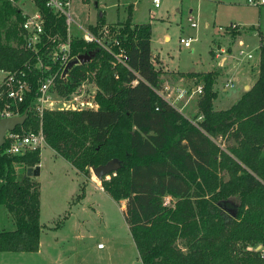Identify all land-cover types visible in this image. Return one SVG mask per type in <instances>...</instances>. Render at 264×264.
Instances as JSON below:
<instances>
[{
  "label": "trees",
  "instance_id": "16d2710c",
  "mask_svg": "<svg viewBox=\"0 0 264 264\" xmlns=\"http://www.w3.org/2000/svg\"><path fill=\"white\" fill-rule=\"evenodd\" d=\"M44 1L34 0L46 34L66 39L65 20L46 9ZM97 21L103 24V14ZM21 22L15 6L0 3V71L18 69L31 56L20 49ZM131 22L130 13L116 36L125 51L124 65L113 66V57L96 44L73 40L74 55L94 57L58 78L57 92L71 91L85 71L93 72L98 108L45 112L47 146L85 177L90 168L111 160L122 164L103 177L101 187L116 203L126 202L123 216L141 264H264L251 249L264 244V44L255 84L229 109L213 107L218 73L189 74L202 83L197 118L190 120L159 93L151 25ZM38 75L34 71L29 77L22 107L27 119L16 130L38 128L32 110ZM3 148L0 252H37L40 191L26 169L39 166L40 152L7 156ZM167 196L172 206L163 205Z\"/></svg>",
  "mask_w": 264,
  "mask_h": 264
},
{
  "label": "rangeland",
  "instance_id": "374dc122",
  "mask_svg": "<svg viewBox=\"0 0 264 264\" xmlns=\"http://www.w3.org/2000/svg\"><path fill=\"white\" fill-rule=\"evenodd\" d=\"M24 9L30 11V7ZM100 13L103 24L114 29H118L130 13L131 25H151L153 64L161 75L173 73L163 72L165 66L160 58L167 60L171 69L179 71L197 68L198 71L219 72L214 86L216 99L219 98L213 102L216 111L229 109L250 90L242 86L251 84L248 76L256 68L251 60L257 62L259 57V42L264 38V5L250 6L247 0H160V7L154 9L152 0H89L84 4L73 0L72 16L82 25L101 24L97 21ZM192 23L196 28L191 27ZM238 27L248 33L231 46L232 35L240 31ZM69 30L73 35L78 32L74 23ZM165 36L169 40L165 41ZM218 37L221 40H217ZM181 38H192L190 48L179 44ZM213 39L220 41L224 51H218L220 45L212 48ZM241 51L253 58L247 60L239 56ZM228 55L231 58L224 60ZM242 61L245 62L240 66ZM220 63L226 65L223 67ZM2 77L0 71V82ZM228 81L234 84L233 88L226 87ZM198 84L202 86L200 81ZM92 90L93 86L88 89ZM172 91L164 90L163 94L170 101L176 94ZM192 106L184 114L196 120L197 112H192ZM39 169V175L32 177L40 191L39 249L32 253L0 252V264H141L123 216L126 202L116 203L104 193L101 181L91 168V175L85 177L46 145L40 151ZM16 170L22 172L23 169L16 167ZM3 211L0 212V229L5 220Z\"/></svg>",
  "mask_w": 264,
  "mask_h": 264
},
{
  "label": "built area",
  "instance_id": "2783aa9c",
  "mask_svg": "<svg viewBox=\"0 0 264 264\" xmlns=\"http://www.w3.org/2000/svg\"><path fill=\"white\" fill-rule=\"evenodd\" d=\"M79 1L82 4L87 3L86 0ZM1 2L17 6L16 8L22 18L20 30L23 39L20 49L28 51L31 56L22 63L20 68L1 71L3 77L0 82V121L22 115V107L30 90L29 77L34 71L39 74L36 81V95L32 101V110L38 120V128L36 130L21 128L20 130L7 131L4 136L5 142L2 153L7 156H17L36 151L40 152L47 145L42 128V117L45 112H79L98 108L95 100L97 87L91 80V77L94 76L93 72L85 71L80 83L71 91L63 94L57 92L58 86L62 85V83L57 82V79L66 76L68 72H65L67 65L78 57L72 53L73 40L78 38L85 43L96 44L113 57V61H111L113 66L117 64L124 65L125 51L116 38L120 27L114 29L112 26L101 25L96 22L89 23L87 26L82 25L80 22L75 21L72 16L73 0H45V8L54 16L65 20L66 39L63 40L58 36L50 37L46 34L43 15L34 0H25L24 2L0 0ZM247 2L254 7L264 5V0H247ZM152 5L154 9H158L160 0H152ZM25 7H30V11H26ZM72 23L75 24L78 30L76 35L71 34L69 30ZM191 27L196 28V24L192 23ZM43 36H47L46 42L43 41ZM104 37H108L110 40H105ZM191 42L192 38H181L179 40V44L184 48H190ZM261 43L264 44V38H262ZM114 47L118 49L117 52L113 51ZM239 56L247 60L253 58L251 54H245L242 51L239 52ZM91 86L94 90L88 91ZM226 87L233 88L234 84L228 81ZM159 93L172 107L182 111L179 104L184 99H187L186 103H188L195 95L198 97L202 93V86H196L192 89L181 88L171 101L162 92ZM261 183L264 186V181H261ZM173 202L169 196L163 199L164 206H172ZM251 249L258 254L260 259L264 260V244H257Z\"/></svg>",
  "mask_w": 264,
  "mask_h": 264
},
{
  "label": "crops",
  "instance_id": "0c3cea01",
  "mask_svg": "<svg viewBox=\"0 0 264 264\" xmlns=\"http://www.w3.org/2000/svg\"><path fill=\"white\" fill-rule=\"evenodd\" d=\"M263 6V5H262ZM135 24V23H134ZM239 28V27H238ZM240 29V28H239ZM245 33H248V31H241V29H240V31H237V32H234V34L232 35V37H231V40H232V44H231V46L233 45V44H235L237 41H239V40H241V38H242V36H243V34H245ZM166 38H168L167 36H165V38H164V40L166 41ZM217 40H221V37H218V38H216ZM168 40H169V38H168ZM215 39H213L212 40V42H213V45H212V48H217L218 47V45H220L221 46V44H219V42L220 41H218V42H215L214 41ZM240 42V41H239ZM151 44H152V39H151ZM259 44H260V46H261V41L259 42ZM260 46H259V49H260ZM224 48H222V46H221V48L218 50V51H224L223 50ZM232 51V50H231ZM151 52H152V49H151ZM230 52V51H229ZM153 54V53H152ZM161 55V54H160ZM162 56V55H161ZM152 57H153V55H152ZM228 58H231V56L230 55H228L227 57H225V58H223L224 60L225 59H228ZM160 61L161 62H163V65L165 66V69L163 70V72H167L168 70L171 72V73H173V74H171V75H168V74H163V75H160V80L162 81L163 80V83H162V93L164 94L165 92H164V90H168V89H170L172 92H177L179 89H181V88H189V89H192V88H194V87H196V86H199L200 84H198V81H199V79H198V77L195 75V76H190L189 74H191V73H196V74H198V73H207V72H210L211 71V69L210 70H204V71H198L197 70V68H192L191 70H189L188 72H185V71H179V70H175V69H171L169 66H168V64H167V60H164V59H162V58H160ZM254 61V59H252L251 60V62H252V64L251 65H256V68H254L253 70H254V72H253V74L249 77L248 76V78L250 79V81H251V84L250 85H243L242 86V88L243 89H249V87L251 88V86H253L254 84H255V82H256V80H257V76H258V62H259V57H258V59H257V62H253ZM222 62V61H221ZM245 61H242L241 62V64H240V66H242V64L244 63ZM212 63V62H211ZM220 65H223V67L226 65V63H220ZM223 67H221V68H223ZM239 69H240V67H239ZM216 73H219V72H216ZM179 74H181L180 76H178ZM218 77H219V75H218ZM218 77H217V79H218ZM236 77H238V71H237V75H236ZM240 78V77H239ZM216 82H217V80H216ZM216 84V83H215ZM215 86V85H214ZM215 90V89H214ZM215 92H217L216 90H215ZM237 94H238V92H237ZM237 94L234 96V97H236L237 96ZM195 99V100H194ZM219 99V98H218ZM218 99H216V100H218ZM194 100V101H193ZM216 100H215V102H216ZM196 101H197V96L195 95L194 97H192L189 101H188V103H186L187 102V99H184L180 104H179V107L182 109V111H179V112H181L185 117H187V118H189L187 115H185L184 114V112H185V110L187 109V110H189L188 108L193 104V106L191 107L192 108V112H197V108H196ZM214 102V103H215ZM236 102V101H235ZM195 106V107H194ZM195 108V109H194ZM224 110H226V109H224ZM40 165V164H39ZM73 168V167H72Z\"/></svg>",
  "mask_w": 264,
  "mask_h": 264
},
{
  "label": "water",
  "instance_id": "95a60500",
  "mask_svg": "<svg viewBox=\"0 0 264 264\" xmlns=\"http://www.w3.org/2000/svg\"><path fill=\"white\" fill-rule=\"evenodd\" d=\"M102 14L100 13V17ZM94 57L93 53H88V54H83L77 57L76 60L70 62L66 69L65 72H67L70 68H72L74 65L77 64H86L89 63ZM27 119L26 113L19 116V117H14V118H9V119H4L0 121V148L3 146L5 140L4 136L7 131H13L17 127L22 126ZM122 167V164L118 160H111L107 162L104 165H100L95 168H91V172L95 175V177L98 180H102L103 177L108 176L111 173H115ZM39 166L34 167V168H27L26 169V174L29 177H36L39 175Z\"/></svg>",
  "mask_w": 264,
  "mask_h": 264
}]
</instances>
